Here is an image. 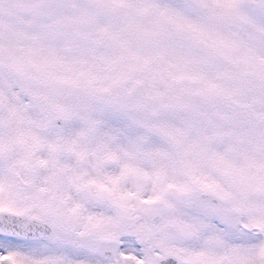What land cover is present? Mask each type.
<instances>
[{
	"label": "snow or ice",
	"instance_id": "1",
	"mask_svg": "<svg viewBox=\"0 0 264 264\" xmlns=\"http://www.w3.org/2000/svg\"><path fill=\"white\" fill-rule=\"evenodd\" d=\"M0 264H264V0H0Z\"/></svg>",
	"mask_w": 264,
	"mask_h": 264
}]
</instances>
